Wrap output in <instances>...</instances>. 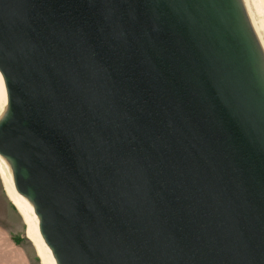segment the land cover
Returning <instances> with one entry per match:
<instances>
[{
	"label": "water",
	"instance_id": "water-1",
	"mask_svg": "<svg viewBox=\"0 0 264 264\" xmlns=\"http://www.w3.org/2000/svg\"><path fill=\"white\" fill-rule=\"evenodd\" d=\"M0 80L54 264H264L262 1L0 0Z\"/></svg>",
	"mask_w": 264,
	"mask_h": 264
},
{
	"label": "crops",
	"instance_id": "crops-1",
	"mask_svg": "<svg viewBox=\"0 0 264 264\" xmlns=\"http://www.w3.org/2000/svg\"><path fill=\"white\" fill-rule=\"evenodd\" d=\"M23 225L0 183V264H34L37 255Z\"/></svg>",
	"mask_w": 264,
	"mask_h": 264
},
{
	"label": "bare ground",
	"instance_id": "bare-ground-1",
	"mask_svg": "<svg viewBox=\"0 0 264 264\" xmlns=\"http://www.w3.org/2000/svg\"><path fill=\"white\" fill-rule=\"evenodd\" d=\"M259 1H262L263 5H264V0H259ZM2 93H3V87H2V82L0 80V106L2 103ZM3 98H4V93H3ZM1 167L2 166L0 164V168ZM1 171H2V169H1ZM4 172L6 173V170L3 169V171L1 173H3V176H2L3 183L2 184H3L4 191L6 193V196L10 200V202L12 204H15L16 209H17L22 221L25 224V234H26L27 238L31 241L33 248L35 250V253L39 258L40 264H54L50 255H49L47 248L45 247V245L43 244V242L41 241V239L38 235V232L36 229V222H35V219L32 215L30 206L21 196H19L14 191L11 184L8 183V180L6 179ZM8 174L6 173L7 177H8ZM8 179H9V177H8Z\"/></svg>",
	"mask_w": 264,
	"mask_h": 264
},
{
	"label": "rangeland",
	"instance_id": "rangeland-1",
	"mask_svg": "<svg viewBox=\"0 0 264 264\" xmlns=\"http://www.w3.org/2000/svg\"><path fill=\"white\" fill-rule=\"evenodd\" d=\"M0 183H1V185L3 186V184H2V181H1V179H0ZM12 204V203H11ZM13 206V205H12ZM13 208L14 209H16L14 206H13ZM16 211H17V209H16ZM18 212V211H17ZM24 223V222H23ZM25 228V224L23 225V229ZM24 233H25V230H24ZM23 236V235H22ZM25 237L27 238V236H26V234H25ZM28 239V238H27ZM29 240V239H28ZM31 243V241L29 240V247L31 248V249H33V245H32V243ZM32 245V246H31ZM34 250V249H33ZM34 264H40V262H39V258H38V256H36V258H35V261H34Z\"/></svg>",
	"mask_w": 264,
	"mask_h": 264
}]
</instances>
